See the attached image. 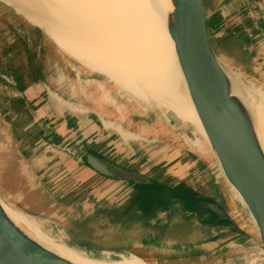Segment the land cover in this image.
Returning <instances> with one entry per match:
<instances>
[{
	"label": "rangeland",
	"instance_id": "1",
	"mask_svg": "<svg viewBox=\"0 0 264 264\" xmlns=\"http://www.w3.org/2000/svg\"><path fill=\"white\" fill-rule=\"evenodd\" d=\"M261 1L264 5V0ZM206 2L212 10L214 8L210 5L212 0H206ZM251 7L257 16L256 25H250V18L240 17L242 19H238L240 20L239 24H236L233 30L227 33L229 43L226 47L230 52L229 54L238 57V49H235L232 40L244 41L246 44L245 49L253 60L251 66H248L246 59L240 57V64L244 69L234 65L235 68L232 67L228 60L226 66L239 74L241 83L248 92L249 99L251 101L256 99L263 103L259 98L264 93V13L253 5ZM20 24L35 27L21 12L0 1V36L3 37L2 40H5L2 42L0 40V199L4 203L31 217L38 224L39 229L41 228L39 231L42 233L63 241L78 250L85 251L92 257H99L101 253L117 255L118 253L127 252L143 259H155L158 262L157 264H224L223 260L225 256L229 255L227 248L230 245L249 242L242 233L239 236L218 239L210 230L194 229L189 225L184 226V229L179 231L180 222L190 223L188 221L190 216L188 215L185 218L172 208L169 210L170 212L162 215L163 221L170 222L171 225V229L166 232L170 235L162 237V229L157 226L160 222H156L152 226L153 221L136 222L127 219V225L121 227L109 223L104 215L97 216L95 214L91 216V211L83 213L82 211H75V209L66 210L61 203L62 198L57 200L51 197V187L49 189L47 183L39 181L30 174L21 151L23 149V144L20 141L22 133L15 126L17 118H13L8 113V111L16 110L18 102L15 99L21 98V92L19 91L21 87L17 83L15 84L13 75L8 73L12 69L11 66L17 68L20 63L14 62V65H12L13 63L11 64L7 60L8 54L11 53L8 48L14 45L10 44L8 46L7 41L12 39L11 36H13L15 28H19ZM258 29L259 32H257ZM42 31L44 32V30ZM44 33L47 40L43 46L45 51H43L42 57L47 62L48 70L51 73V76H49L52 78L50 93L54 97L46 91L45 96L51 98L50 101L53 104H57L59 96H64L69 103L78 102L86 106L90 104L93 109L95 108L102 115V118L111 121L115 127L122 126L127 132L135 136L137 133L135 129L149 126L155 134L153 131L147 132L149 136H143L145 140L137 144L145 152V159L153 157V151L155 152L158 148L163 149L162 152L166 150L169 153L177 154L179 157L172 159L168 164L164 163L158 166L154 172L147 166L146 170L143 169L146 176L157 182L168 183L171 186L186 180L199 193L215 194V188L210 177H214V180H216V168L218 167L211 164L207 166L209 162H207V154L203 155V150L206 149L204 143L207 147H209V143L201 128H198L201 131L200 134L196 125L183 121L165 108H157L155 100L150 95L151 101L145 104L135 99L131 94L121 91L111 79L91 71L66 54L46 32ZM220 39L222 38L220 37ZM217 40L215 38V41ZM215 41L213 39V45H215ZM239 51L238 53H240ZM233 62L235 61L233 60ZM139 82L141 83V80ZM78 89L83 90L82 94ZM77 91L81 95H78ZM51 137L50 134L48 136L50 141H52ZM64 137L67 142L61 147H65V154L77 160L79 158L77 157L78 153L81 152L77 131H72L71 135H64ZM112 141L115 143L110 152L114 154L118 152L115 145H119V140L114 136ZM28 145L30 144H25L24 147ZM128 146L130 144L122 145L123 148H128L127 151L132 153ZM87 153L84 152V157L79 160L84 165ZM108 155L110 156V153ZM110 158L113 159V157ZM109 161L116 164L111 159ZM117 161H120L118 157ZM116 165L127 170L137 171L134 167L138 166V160L133 163L123 162ZM187 168L188 170H186ZM173 171L177 172V176L171 174ZM124 183L128 187L127 190H122L119 195L112 198L114 202L112 205L115 204V201H118L117 203L126 201L130 204L133 196V189H130V187L133 185L128 182ZM74 187V183L68 182L65 191L67 189L72 190ZM55 200H57V204ZM224 206L229 207L228 205ZM73 221H79L80 223L87 221L86 228L93 243L100 245L105 250L91 251L77 246L70 229L71 227L75 229V226L71 225ZM148 239L150 241H145ZM250 246L253 248L252 245ZM244 248L248 249L247 246ZM243 254L244 252H240L238 256Z\"/></svg>",
	"mask_w": 264,
	"mask_h": 264
},
{
	"label": "crops",
	"instance_id": "2",
	"mask_svg": "<svg viewBox=\"0 0 264 264\" xmlns=\"http://www.w3.org/2000/svg\"><path fill=\"white\" fill-rule=\"evenodd\" d=\"M204 2L209 25L213 36L218 39L217 44L221 43L220 45H222L221 50L223 55L232 67L237 66L244 69L242 64H240L241 61L237 60L238 57L236 58L234 55L229 54L230 52L226 48L229 43L227 33L233 30L234 26L239 24L243 17L250 18L251 26L256 25L257 16L255 15L254 9H252L251 4L246 0H212L210 3L214 7L212 10L208 7L206 0ZM239 18L240 20H238ZM20 25L19 28H15L13 36H11L12 39H7L8 46L14 44L8 48L11 53L8 54L7 60L11 64L13 63L12 65H14V62L20 63V66L17 68L11 66L12 69L8 73L13 75L15 84L17 83L21 87L19 89L21 98L15 99L18 102L17 108L16 110L8 111V113L13 118H17L15 126L22 133L20 141L23 144V149L21 151L23 152V157L26 161V166L30 170V174L39 181L47 183V187L49 189L51 187L50 196L57 200L58 198H62L61 203L65 206L66 210L75 209V211H82L83 213L91 211V216L102 210L111 211L119 209L125 213L126 210L132 208L133 201L137 198V192L134 187H130V189H133L130 204L126 201H120V203L115 201V204L112 205L114 203L112 198L119 195L122 190H127L126 183L106 179L92 171L79 161L84 157L83 153L92 152L106 159H111L119 165L123 162L133 163L138 160V166L136 168L134 167V169L143 174H145L146 168L149 167L154 172L158 166L164 163L168 164L169 161L179 156L171 152L169 153L166 150L162 152L163 149L158 148L155 152L153 151V157L145 159V152L137 144L145 140L143 136H149L147 132H154L149 126H142L135 129L137 132L136 137L130 134V132H127L122 126L115 127L111 121L102 118V115L95 108L93 109L90 104L86 106L78 102L74 104L69 103L64 96H57L58 102L56 105L53 104L50 101L51 98L49 99L48 96H45V91L53 96L50 93L52 89V78L49 76H51V73L48 70L47 62L42 57L43 51H45L43 46L47 40L45 31L43 32L41 28L33 24L32 26H35L34 28L29 25ZM257 32H259V29ZM2 39L3 37L0 36L1 42L5 41ZM232 42L234 44H240V49L242 50L240 53L247 56L244 59H246L250 67L253 60L245 49V42L236 39L232 40ZM53 52L55 54V50ZM237 54L242 59L238 52ZM78 90L82 94L83 90ZM79 92L78 95H81ZM72 131H77L79 135V150L81 152L80 154L78 153L77 157L79 158L77 160L65 154V147H61L67 142L64 135H71ZM50 134L52 135V141L48 138ZM114 136L119 140V145H115L118 152L111 154V147L115 143L112 141V137ZM26 141L29 143H26ZM59 143L61 145L58 146L57 144ZM25 144L30 145L24 147ZM127 144H130L128 147L132 153L127 151L128 148L122 147V145L126 146ZM204 146L206 149L203 150V155L207 154V162H209L207 166H210V164L215 166L216 162L210 148L205 143ZM108 153H110V156ZM110 157H113V159ZM117 157L120 161H117ZM144 168L145 170H143ZM216 171V180H214V177H210L215 188L214 195H206L202 192L200 194L186 180L172 187L174 188L180 184H184L197 193V195L201 196L202 201L218 203L228 214L226 221L218 223L215 216L208 214L202 209L199 212L184 210L182 213L178 206H173L172 209L182 214L185 218L189 215L190 218L188 221L192 223L193 227L207 231L210 230L218 239L239 236L241 233L246 237L245 227L236 215L230 190L218 168H216ZM171 174L177 176V172L175 171ZM66 182L74 183L75 187L72 190L67 189L65 191L67 187ZM65 194L66 196H64ZM57 200H55L56 204L58 203ZM225 204L229 207L224 206ZM167 212L170 211L159 213L157 217H154L149 222L153 221L152 226L156 222L167 223V221H163L164 219H162V215ZM137 221L141 222V219ZM150 239L153 240L152 238Z\"/></svg>",
	"mask_w": 264,
	"mask_h": 264
},
{
	"label": "bare ground",
	"instance_id": "3",
	"mask_svg": "<svg viewBox=\"0 0 264 264\" xmlns=\"http://www.w3.org/2000/svg\"><path fill=\"white\" fill-rule=\"evenodd\" d=\"M2 1L15 7L9 0ZM22 1L27 4L32 2L31 5L38 3L47 11V16H56L60 23L51 18L52 21L43 24L24 14L33 25L44 30L66 54L91 71L111 79L121 91L131 94L140 102L147 104L151 101L150 95L157 108H165L183 121L196 125L200 134L198 128L204 131L169 32V14L174 11L172 0ZM225 68L233 78L234 93L244 101L251 114L264 150V93L259 98L263 103L256 99L251 101L239 74L228 66ZM236 197L243 203L239 195ZM1 204L9 219L31 239L73 264L158 263L155 259H143L127 252L117 255L101 253L99 257H92L85 251L47 236L39 231L41 228L31 217L2 200ZM256 230V225H252L250 231ZM248 244L250 243L230 245L227 248L230 256L224 257V264H258L264 261V252L251 248V244ZM240 252L244 254L238 256Z\"/></svg>",
	"mask_w": 264,
	"mask_h": 264
},
{
	"label": "water",
	"instance_id": "4",
	"mask_svg": "<svg viewBox=\"0 0 264 264\" xmlns=\"http://www.w3.org/2000/svg\"><path fill=\"white\" fill-rule=\"evenodd\" d=\"M9 1L15 4V10L43 24L49 23L51 18L56 23L59 21L54 14L47 16V11L38 3ZM246 1L264 13L261 0ZM172 3L174 11L169 14V32L194 108L216 165L230 190L236 215L245 227L246 238L254 249L264 252V150L253 119L244 101L234 93L233 78L225 68L227 59L221 43L217 44L213 36L204 0H172ZM84 163L112 181L135 186L155 182L138 171L119 167L92 152L86 154ZM163 184L173 188L168 183ZM196 198L202 199L199 195ZM198 207L215 216L218 223L228 218L227 212L216 202L202 201ZM252 225H256V232L250 231ZM0 264L73 263L55 255L17 227L7 216L0 199ZM258 264H264V261Z\"/></svg>",
	"mask_w": 264,
	"mask_h": 264
},
{
	"label": "trees",
	"instance_id": "5",
	"mask_svg": "<svg viewBox=\"0 0 264 264\" xmlns=\"http://www.w3.org/2000/svg\"><path fill=\"white\" fill-rule=\"evenodd\" d=\"M235 49L237 48L242 52L240 49V44L236 43ZM236 49V50H237ZM237 50V52H238ZM242 58H246L245 54L239 53ZM237 58V57H236ZM239 60V56L237 58ZM135 191L137 192L135 200L133 201L132 208L126 210L125 213L121 210H111V211H99L96 215H104L105 219L108 222L114 225H120L121 227H125L127 222L125 219L130 220H140L141 221H150L154 217L161 212H166L173 208V206H178L181 209V213L184 210L188 211H196L199 212L201 209L198 207V203L202 201V199H197V193H195L192 189L185 186L184 184H180L177 187L170 188L162 183L157 181L153 182L150 185H143V186H135L133 185ZM140 200V201H139ZM128 215V216H127ZM95 217V216H94ZM93 219V217H92ZM85 222L73 221L71 225L75 226L71 229L72 237L75 244L81 248L88 249L91 251H103L105 248L101 247L98 244L93 243L90 233L86 228ZM134 223V222H133ZM161 224V225H159ZM191 226L194 229H197L192 226V223H181L179 231L184 229V226ZM162 229L161 235L167 236L170 235L168 232L171 229L170 222L167 223H158L157 225ZM173 226V225H172ZM193 231V230H192ZM86 238V239H84Z\"/></svg>",
	"mask_w": 264,
	"mask_h": 264
}]
</instances>
